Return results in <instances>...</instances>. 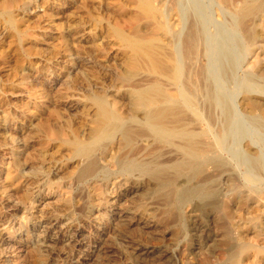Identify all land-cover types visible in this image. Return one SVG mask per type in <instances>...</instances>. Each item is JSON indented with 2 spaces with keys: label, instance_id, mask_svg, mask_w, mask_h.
Listing matches in <instances>:
<instances>
[{
  "label": "rangeland",
  "instance_id": "rangeland-1",
  "mask_svg": "<svg viewBox=\"0 0 264 264\" xmlns=\"http://www.w3.org/2000/svg\"><path fill=\"white\" fill-rule=\"evenodd\" d=\"M10 1L0 0V7L10 5L7 10L21 33L0 19V264H227L221 246L227 227L234 240L252 247L240 264H264L262 199L231 204L224 213L201 209L197 200L177 208L147 178L111 172L107 159L118 154L117 148L99 159L96 176L77 179L82 161L64 140L74 133L88 137L93 110L85 98L90 91L115 99L123 91L118 84L125 55L112 29L131 31L133 2ZM154 4L179 33V44L192 19L203 33L205 53L196 64H206L211 88L220 95L212 108L210 140L223 132L224 146L216 154L227 164L211 174L210 186L219 200H228L234 185L264 195V168L251 170L247 162L253 155L264 166V117L250 114L242 103L247 90L264 98L259 88L264 58L250 67L253 54L245 50L234 25L233 5L220 0ZM178 43L174 49L180 53ZM263 49L260 45L256 52ZM225 68H230L228 75ZM205 100L197 98L201 113L206 112ZM223 104L232 111L228 127L221 119ZM145 140L124 148L125 155L145 162L157 156L163 165L179 159ZM116 178L119 183L110 185Z\"/></svg>",
  "mask_w": 264,
  "mask_h": 264
},
{
  "label": "bare ground",
  "instance_id": "bare-ground-1",
  "mask_svg": "<svg viewBox=\"0 0 264 264\" xmlns=\"http://www.w3.org/2000/svg\"><path fill=\"white\" fill-rule=\"evenodd\" d=\"M131 1L135 6L131 31L126 32L120 27L112 29L125 55L124 69L118 84L123 87V91L118 99L105 92L90 91L85 98L93 110L88 137L82 138L74 133L64 140L74 157L82 161L77 179L85 181L96 176L100 171L99 159L104 158L107 151L117 148L118 154L111 156L110 160H108L110 157L107 159L109 170L112 169L122 176L136 173L147 178L157 186V189L162 190L160 196L172 201L177 208L191 200L193 203L197 200V207L201 209H217L224 213L229 212L231 204L241 206L246 201L260 202L258 199L264 202V195L260 191L242 189L236 185L228 190L230 193L228 200H219L217 191L208 182L213 172L222 171L227 164L216 154L224 146L223 132L220 131L216 138L210 140L209 124L214 121L212 108L219 103L220 95L218 98L214 93L216 90L213 91L211 88L206 64H196L198 57L205 53L203 33L198 22L189 18L187 31L184 36L182 35L179 44V33L170 26L164 11L154 4L156 0ZM171 1L174 4L177 2ZM220 1L226 5H233L236 17L234 25L236 24L242 34L245 50L253 54L250 67L256 68L261 58H264V52H256L260 45H264V0ZM2 6L5 7H0V19L18 35L19 28L17 29L9 14L10 5L7 7L5 3ZM143 23L146 25V31L141 30ZM176 42L180 45V53L174 49ZM229 70L225 68L224 75H228ZM261 76L262 86L259 88L264 91V74ZM200 95L206 99L205 113H201L197 107V98ZM121 100H125L126 104ZM262 101L264 98L253 95L249 90L244 93L242 99L250 114L257 111L264 117ZM223 105V118L220 117L223 119V126L228 127L232 111L228 104ZM255 114L254 117L257 116ZM143 138L151 140L157 148L175 152L179 159L169 165H163L157 156L150 162H145L133 158L132 155H125L124 148L135 147L136 141ZM247 162L251 170L263 171L264 166L257 156L252 155ZM117 179L111 180L109 184L117 185L119 183ZM180 182L183 184L182 187L179 185ZM221 246L226 252L227 264H240L241 259L252 248L241 238L234 240L228 227L223 233Z\"/></svg>",
  "mask_w": 264,
  "mask_h": 264
}]
</instances>
